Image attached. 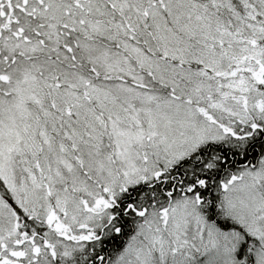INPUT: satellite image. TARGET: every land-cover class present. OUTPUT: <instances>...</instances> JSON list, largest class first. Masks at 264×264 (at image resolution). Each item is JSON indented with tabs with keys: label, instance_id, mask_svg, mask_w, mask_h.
<instances>
[{
	"label": "snow or ice",
	"instance_id": "obj_1",
	"mask_svg": "<svg viewBox=\"0 0 264 264\" xmlns=\"http://www.w3.org/2000/svg\"><path fill=\"white\" fill-rule=\"evenodd\" d=\"M0 264H264V0H0Z\"/></svg>",
	"mask_w": 264,
	"mask_h": 264
}]
</instances>
